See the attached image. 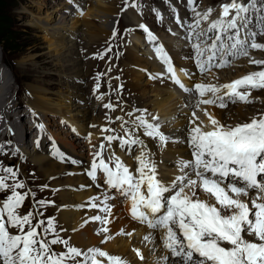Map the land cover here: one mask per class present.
I'll return each instance as SVG.
<instances>
[{"label":"snow or ice","instance_id":"1","mask_svg":"<svg viewBox=\"0 0 264 264\" xmlns=\"http://www.w3.org/2000/svg\"><path fill=\"white\" fill-rule=\"evenodd\" d=\"M176 2L184 6L187 15L181 16L167 0L170 11L165 31L178 42L179 59L190 65L180 66L187 83L151 26L142 22L137 27L145 33L161 65L159 71H143L154 82H172L182 90L187 101L181 107L187 111H180L174 119L183 118L185 123L167 128L158 114L129 107L122 96L123 85L113 88L111 83L120 77L108 76L109 68L93 77L91 93L97 105L106 110L107 124L89 127L100 128L104 135L98 145L91 141L92 132L81 137L91 145V159L72 158L61 151L51 135L47 137L49 152L60 162L81 169L79 174L87 183H81L77 190H96L75 207L98 213L85 219L81 227L98 222L100 245L113 238L112 227L121 220L115 210L126 207L123 218L145 228L134 244L143 246L148 254L159 253L156 264H264V110L243 119H232L230 111V105L253 103V92L264 90V59L250 55L253 50L264 52V0H226L218 6L215 18L217 9H201L197 0ZM76 8L83 15L79 4ZM129 9L145 14L140 0H125L121 13ZM148 12L157 27L165 25L163 10L149 5ZM111 39H124L118 27L113 28ZM105 53L119 58L111 45L106 46ZM98 58L106 57L98 54ZM242 58L258 70L229 82H220L214 75L213 70L232 67L233 61ZM104 76H108V91L101 90ZM211 109L223 111L225 118H218ZM117 110L122 115L108 114ZM115 122H119V132L108 126ZM61 123L67 125L66 121ZM36 127L45 130L43 123ZM71 131L81 135L75 127ZM8 135H12L10 127ZM12 143L7 140L0 144V153L8 155L6 149ZM40 145L38 138L35 146L39 149ZM181 145L188 149L190 158L177 154L175 174L162 170L163 154L170 146ZM116 149L131 158L134 166L126 164ZM10 155L19 158L21 165L27 159L19 147ZM30 175L35 177L34 172ZM57 178L50 176L49 180ZM64 188L71 186L51 188L45 183L39 191L55 194ZM49 207L59 212L67 205H57L55 199H38L20 165L0 163V264H133L101 246L74 245L69 228L58 215H47ZM135 233L136 228L120 226L114 235L133 238ZM131 251L138 261L145 260L141 247L134 246Z\"/></svg>","mask_w":264,"mask_h":264},{"label":"bare ground","instance_id":"2","mask_svg":"<svg viewBox=\"0 0 264 264\" xmlns=\"http://www.w3.org/2000/svg\"><path fill=\"white\" fill-rule=\"evenodd\" d=\"M79 1L75 2L79 3ZM86 2H90L93 5L94 12L88 10L87 14L84 17L73 15L74 12L71 10L73 4L71 6L67 4L65 11L62 10L60 6H56L53 11L48 13L45 17L38 16L35 17L34 20L43 29L45 40L48 42L49 53H51L50 56L52 57V59L65 66L72 63L73 67L71 68L72 71H74L73 77H77V80L85 74V59L83 58L81 53L78 52L76 35L78 33L85 32L83 34H86L88 38H98V40H100L104 36H109L112 31V29L107 26L109 19L116 13H119V15H121L118 11L117 6L120 3L121 7H123L125 4V0H88ZM64 4H66V1H63V5ZM128 11L133 14L134 20L138 22L127 24L129 31L128 34H130L133 39V36L136 35L135 42H133L135 45L132 47V50L127 49L128 62L125 64L126 66L128 64L127 68H129L127 71V77L132 78V82L129 83V86L132 88L133 98L136 99L134 100L139 103L140 106L149 108L152 112L157 110L165 120H169L170 123H173V126L168 128H178L183 123H185V121L183 120V118L174 119V117L177 116L180 111H187V109L181 107L186 103L187 97L183 92L178 93L177 91H175L172 85L169 83L161 84L152 83L149 80L147 81L144 72L139 71L136 68L138 66L149 67L153 64V62L143 54V49L140 46L142 40L144 39L145 33H143V31L140 30L137 26L143 22V18L137 16L136 10L129 9ZM70 15L73 16L69 17ZM93 19L99 20L101 22V25L99 26L98 24H95V21ZM115 19H113V21ZM79 25H82L83 27H81L80 29L77 28L79 27ZM84 28H86V30ZM2 46L4 51V44H2ZM28 60H33V64L36 65L34 56H30L29 58L24 59L23 62L25 63ZM243 64H245L244 67L234 66L230 69L219 70V74L222 77L225 76L224 82H228L254 69L253 65H250L248 67L246 61ZM5 66L8 67V70L5 69ZM65 69H67V67L63 68L64 71ZM91 70L92 68L90 69V71ZM11 74L14 75L17 84H19L22 78L19 75L20 73H18L11 62L4 59L3 55V58H1L0 61V93H2L3 96L2 98H0V144H5L7 140H11L13 143L12 147L8 148L10 150L9 155L15 147H19L21 151L26 153V156L32 158L36 166L39 167L38 171L43 176L47 178H49L50 176L58 177L52 182V185L55 187L65 185L72 186L79 184V182H83V175H62V173L66 172L67 170H77V168L66 166L51 159L49 157L48 151H42L43 147L37 149L35 143H33V149L28 152V150L25 149V144L27 143V141H29L27 140L29 137L28 133H32L34 131L33 128H36V125L38 123H43L45 119H47L49 113L59 114L60 119L57 120V124H54L56 128L53 129L54 127L51 126V124L53 125L54 121L56 122V116L51 114L52 118L50 120V127L45 126L46 130L51 136L53 135L59 138L60 144L64 150L71 151L72 153L79 155L80 157H84V155L86 154L84 151L85 144L75 143L74 139L70 137L72 132L71 128L75 127L77 130L79 129L80 132H87L88 130H90L88 128L89 124L99 122L101 120L102 114L98 116L97 114L95 115L93 113L94 109L92 106L94 104L83 95L84 88L82 86H75V84L70 85V82L68 84L66 81L67 90L55 91V94H58V97L55 98L50 95V93L54 91L51 88L42 85L44 84L42 81H38L39 84L42 83V86L28 85V88H19L18 91H16L14 89L15 86L13 83L6 82L8 75L10 76ZM63 93H65V95ZM18 96H21L22 99L27 103V107L22 106V103L20 102ZM16 97H18V100H16ZM74 97L78 99L72 103L67 102L73 101ZM3 99L6 100L5 103ZM69 106H73V109ZM30 109L32 111H30ZM96 109L99 111L101 107H96ZM10 110H16V112L20 111L21 117L17 116L14 113L15 111L9 114L6 113ZM211 110L213 111V114L218 118H225V113L223 111L219 109ZM230 111L233 113L232 119H243L255 114L258 111V107H250V105H232L230 106ZM33 112L36 114V116L34 117L36 124L25 125L26 123L23 122V117L28 116ZM61 121H66L68 123L66 126H69V129H60V127L63 128L62 125H64V123H61ZM24 125L29 126L30 129L25 128ZM9 127L12 130L11 136L8 135ZM4 129H7V133L5 135L3 134ZM96 129L97 128L91 130V140L95 138L97 132ZM37 130H39V128ZM26 145L30 146V142H28ZM78 147L82 148V152L81 150H77ZM177 154L184 158H189L188 150L185 146H170V150L164 153L160 158L161 169L169 174H175V169L178 163ZM94 192H96L95 189L85 192L73 191L72 188H64L58 194V198L60 200L59 205H67L65 209L59 212V220L65 225V227L69 228V235L71 236L73 243L81 248L91 246L104 247L105 250H108L113 254H120L124 256L125 259L132 260L134 264H156L159 253L148 254L143 246L134 244V240H138L139 237L144 234L145 228L124 219L122 216L124 214V211H122L121 208L116 209L117 214L121 216V220L117 225L112 227L113 238L105 245H100L99 237L94 234L96 226L95 224L89 223L86 226L81 227L85 220L84 213L72 209V206L79 204L84 198ZM120 226H123L129 230L131 228H136L135 236L133 238H127L124 236L114 235L115 230ZM72 228L76 229L74 233L71 232ZM134 246L141 247V251L145 253V260L143 262L138 261V259L135 257V254L131 251ZM172 260L179 261L175 257H173Z\"/></svg>","mask_w":264,"mask_h":264},{"label":"rangeland","instance_id":"3","mask_svg":"<svg viewBox=\"0 0 264 264\" xmlns=\"http://www.w3.org/2000/svg\"><path fill=\"white\" fill-rule=\"evenodd\" d=\"M2 1L5 4L3 7V10L5 12L3 15L5 26H4V29H2V31L0 32V50H2L1 56L3 58V55H4V59L11 62L14 65V67L16 68V70L18 71V73H20L19 75L22 77L18 85H16L17 82L15 79V83H14L15 88L14 89L16 90L19 88L20 89L21 88H28V85L29 86H31V85L32 86L44 85L46 87L51 88L54 92H51L50 95L52 97L57 98L58 94H55V91H59V90L66 91L67 90L66 89L67 83L69 84V82H70V85L75 84V86H82L84 88L83 95L85 97H87L90 100V102L92 101V103L94 104L92 106L94 109L93 113L95 115L97 114L98 116H100L103 113V109L101 106L97 105V102L93 98L90 97V94L92 93L93 77H94L96 70H98V73H100V72L105 73L107 71L108 67L104 63H101L97 59H95L93 57V55H94L95 51H97L104 44L107 43V41H108L107 39L110 40L109 36H104L103 38L98 40V38H96V39L95 38H88L86 36V34H83L85 32H81V33H78L76 35V41L78 44V52L81 53V55L85 59V74H86V75L84 74L82 77L78 78V80H77V77H73L74 71H72V68H71V67H73L72 63L65 66L61 63H58L56 60L52 59V57L50 56L51 53H49L48 42L45 40V34L43 33V29L38 25V23H36L34 21L35 17H38V16H44L45 17L48 13L52 12L56 6H58V7L60 6V8H62V10L65 11L67 4L71 6L70 3L71 2L73 3V0H71V2H69L68 0H2ZM63 1H66V4H64L65 6L63 5ZM75 1H79V0H74V3H75ZM80 1H79V3L84 6V8L86 9V12L82 16L77 12L76 9L71 7V10L74 12L73 15H78V16L84 17L87 14L88 10L91 12H94L93 11L94 10L93 5L90 2H86L88 0H80ZM119 1H122V0H119ZM200 1L202 2L201 8L206 9L208 7L217 8L221 4V2L226 1V0H200ZM140 3L144 6V10H146V8H148L149 5H151V4L152 5L158 4V5L164 6L166 2H164V0H152V1L143 0V1H140ZM117 7H118V11L120 12V14L121 15L123 14L127 20L128 19L133 20V21L130 20V21L126 22L125 20L120 18V20L124 24L125 23L126 24H132V22L138 23L134 20L133 14L130 11L127 10L126 12L121 13L122 7H121L120 3L118 4ZM21 14H22V16H21ZM73 15H70L69 17H71ZM118 15H119V13L118 14L116 13L110 17L109 22L107 24V26L110 29L114 26L115 20L118 18ZM146 16H148V14ZM150 16H151V14H150ZM113 19H115V20L113 21ZM93 20L95 21V24H98L99 26L101 25V22L99 20H97V19H93ZM149 20L151 23L147 20L142 19L143 23L150 25L152 28H156L157 27L156 23L154 21L152 22L151 18H149ZM31 21H32V24H31ZM121 26H122V24H121ZM81 27H83V26L79 25V27H77V28L80 29ZM84 29L86 30V28H84ZM128 33H129V31H128ZM2 44H4V51H3ZM134 45L135 44L132 43L131 46H129L130 48L126 47V58L122 61V63L124 65L128 62L127 49L132 50V47ZM89 54H90L91 59L87 58V55H89ZM30 56H34V61L36 62V65L33 64V60H31V61L28 60L25 63L23 62L24 59H27ZM251 56H255V55H251ZM257 57H258V59H264V52L261 51V53L260 52L256 53L255 58L257 59ZM78 58H80V57H78ZM95 60H96V66H94ZM245 61L247 62V58L241 60L238 64H241L244 67L245 64H243V63ZM92 66H94V68L92 69L93 71H90ZM127 66H128V64H127ZM247 66L248 67L250 66V64L248 62H247ZM65 67H67V69H65V71H64L63 68H65ZM128 69L129 68H127V71H128ZM228 69H230V68H228ZM254 70H258V69H256V67L254 66V69L252 71H254ZM89 74H90V76H89ZM214 75L215 76L218 75L220 82L225 81L224 80L225 76L222 77L219 74V70H214ZM128 79H129V81L127 83V86H128V88H130L131 93L133 94L132 88L129 86V83L132 82V78H128ZM144 79H146V78H144ZM11 80H13V79L11 78ZM38 81H42L44 84L41 83L42 84L41 85V84H39ZM66 81H67V83H66ZM82 81H83V83H81ZM63 94L65 95V93H63ZM91 96H92V94H91ZM18 97H19L20 102L22 103V106L27 107L26 106L27 103L22 99V97L21 96H18ZM18 97H16V100H18ZM63 97H65V96H63ZM253 97H255V101L253 103H251V104H237V105L238 106L250 105V107L257 106L258 111L263 110L264 109V90L255 91L253 93ZM77 99L78 98L74 97L73 101H67V102L72 103ZM5 101L6 100H4V103H5ZM95 105L98 108L101 107V109H99V111H98L96 109ZM230 106H232V105H230ZM69 107L72 108L73 106L72 107L69 106ZM67 109H69V108H67ZM66 111H69V110H66ZM11 112L20 113V111L16 112V110H10L6 113L9 114ZM51 114L52 113H49L47 119H45V121L43 122V124L45 126L50 127V120L52 118ZM30 115L23 117V120L27 117L29 118ZM52 115L56 116V122L53 120L54 123H53V125L51 124V126L54 127L53 129H55L56 127L54 124H57V122H58L57 120L60 119L59 118L60 115L55 114V113ZM81 124H82V122H81ZM62 126H63V128L60 127V129H62V130H66V128L69 129V126H66L65 124ZM24 127L27 129H30L29 126L24 125ZM34 131H35V129H34ZM96 131H98V129H96ZM30 133L31 132L28 133L29 137L27 140H29V138H30ZM32 133H31V135H32ZM79 133H80V130H79ZM83 133H86V132H83ZM70 137L72 139H74L76 144L82 143V140L80 139L82 137L81 135L77 136L73 132H71ZM70 141H73V140H70ZM28 142L29 141H27V143ZM26 144H25V147L27 148V150L28 151L32 150V147L28 146ZM77 150H79V151L81 150V152H82L81 147H78ZM30 159L32 161V162L30 161V163L33 164L34 161L32 160L31 157H30ZM27 162L24 163L23 165H26ZM29 166L31 167L32 165H29ZM38 170H39V167L36 166V164H33V170H27V171L34 172L35 176H39L40 178H42V180H41L42 182L52 183L53 180H49L47 177L43 176ZM28 179L31 182H33L37 178L31 177ZM40 184H43V183H40ZM32 186H33V188H36V186L34 184H32ZM57 193L58 192L55 193L56 199H58Z\"/></svg>","mask_w":264,"mask_h":264},{"label":"trees","instance_id":"4","mask_svg":"<svg viewBox=\"0 0 264 264\" xmlns=\"http://www.w3.org/2000/svg\"><path fill=\"white\" fill-rule=\"evenodd\" d=\"M4 2L1 0L0 1V32L2 31V29H4V18H3V15H4V10H3V7H4Z\"/></svg>","mask_w":264,"mask_h":264}]
</instances>
